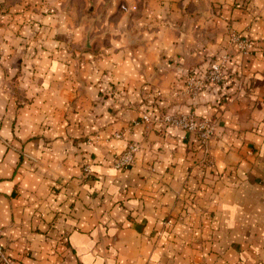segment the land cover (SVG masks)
Here are the masks:
<instances>
[{
	"label": "crops",
	"instance_id": "1",
	"mask_svg": "<svg viewBox=\"0 0 264 264\" xmlns=\"http://www.w3.org/2000/svg\"><path fill=\"white\" fill-rule=\"evenodd\" d=\"M92 1L104 37L94 62H76L66 41L80 42L73 15L89 0H0V246L14 264H264V0ZM233 29L252 40L250 54L192 107L178 92L182 74L206 67ZM18 33L31 42L22 67L34 72L16 76L29 85L25 105L4 89L5 67L9 76L20 68L11 62ZM234 73L244 82L237 94ZM177 108L219 122L210 153L223 177L205 190L192 133L127 129ZM129 140L142 148L118 168ZM189 192L198 206L184 218Z\"/></svg>",
	"mask_w": 264,
	"mask_h": 264
},
{
	"label": "rangeland",
	"instance_id": "2",
	"mask_svg": "<svg viewBox=\"0 0 264 264\" xmlns=\"http://www.w3.org/2000/svg\"><path fill=\"white\" fill-rule=\"evenodd\" d=\"M79 5V4H78ZM94 5L93 1L89 0L88 6L85 8L84 12L85 14L82 16H78L77 13L73 15L74 19H77L79 22V25H81L82 32H81V37H80V42H78V39H67L66 43L68 44L69 47H74L72 50V53L74 50H77L80 52V54H75L73 53L71 56L76 60V62H80L81 59L84 61H89V62H94L97 56L96 51H98V44L101 40H103L104 34L99 33V30L97 28V18L93 16L94 14ZM231 34L229 36L228 42L224 50L219 53L218 55L213 56L211 60H209V63L206 65V67L201 68H193L185 71L182 76L184 80V86L182 89H178L179 91H182L183 94H187L188 97L190 98L191 102L190 105L194 107L197 105L200 101V96L201 93L208 90V88H215L217 89H223L224 88V75L227 73V71L230 70V64L233 59L235 58H243L250 54L252 50V40L248 36H243L236 32V30H231ZM234 31V32H233ZM18 36L22 37L21 39L17 40V45L20 46V50L22 51L21 53L17 54L15 57H12L11 62H17L19 64V69L17 70L16 73L12 74V76H9V69L5 67V77L6 79V85H5V90L9 92L11 95L15 96L17 98V102L19 105H25L30 102V94L27 93L29 89V85H21L18 80L16 79V76L18 73H21L23 77L27 76L28 79L31 77H34V72L31 70L30 67L23 69L22 66L26 64V59L30 56L29 54V49L31 46V42L28 39V36L25 33H18ZM244 47L242 50L241 48ZM87 52H92V54H83ZM220 64L221 66V71H222V81L219 84H215L210 81L209 78H205L207 74L210 72V68L212 64ZM14 75V76H13ZM231 77L234 79V91L235 93H240L244 89V82L241 78V76H238L236 73L231 75ZM193 78V80H192ZM27 79V82L24 78H21L22 83L26 82L29 83V80ZM16 81V82H14ZM112 89V88H110ZM225 91V90H224ZM104 97V94L102 93L101 95ZM231 96L230 94L223 93L222 96L220 97L221 103H228L231 101ZM172 115V116H184L187 115L188 117H194L198 121H203L205 124H207V129L210 130L207 137L202 136L201 134L191 132L190 130H187V128H182V127H177L174 124H171V122H166L164 119L166 116ZM219 122L212 117L209 116H204V115H198L192 111L188 110H181L180 108L177 109H161L159 112L156 114H142L139 119L134 120L131 122V124L128 126V130H132L133 127L139 126V125H144L145 130L147 129V124H151L150 126L152 129L157 132L161 130H166L167 128H177L189 133H192L198 140L200 148L202 150V156L197 160V165H199V168L204 172L203 176L201 177L200 181H198V185L196 187L197 190H205L206 188L203 187L205 184L209 186H214L217 181H220L223 177V175L219 172L216 171L215 169V162L216 159L213 154L210 153V144L211 140L215 137V132L216 128L218 127ZM118 133V132H115ZM114 133V134H115ZM160 133V132H158ZM113 134V136H114ZM119 134V135H118ZM115 136L120 137V133H118ZM203 138H202V137ZM96 134H90V135H85L83 137H80L79 139L82 142H85L89 144L93 140H96ZM77 139V140H79ZM76 141V140H75ZM81 143V142H80ZM131 146H136V149L130 151ZM142 148L141 142L134 141V140H129L127 142V147L125 148L124 152L121 153L120 155L116 156L113 159V164L116 165L118 168H123V169H130L134 163H135V154L139 149ZM130 151V152H129ZM149 153L151 154V159L152 161H155V159L158 158V152L150 149ZM82 173L83 175H87L90 172V166L89 165H83ZM151 171H155L153 168L150 169ZM211 180L210 183H205L204 179ZM214 183V184H212ZM190 195L188 196V201L185 202V205L183 206V214L181 215L184 218H187L188 215L190 214V208L192 209L195 208V206H198L197 203V195L198 193L196 192L191 195L192 192H189ZM199 199V198H198ZM195 203V205L193 204ZM202 208V207H201ZM199 218H204L206 217V213L201 212L199 213ZM208 217H213V215L208 216ZM165 227H167L166 231L170 234L173 233L172 229H169L173 226V221L170 218H167L165 221ZM0 264H14L13 259L9 252L6 250V248H3L0 246Z\"/></svg>",
	"mask_w": 264,
	"mask_h": 264
},
{
	"label": "built area",
	"instance_id": "3",
	"mask_svg": "<svg viewBox=\"0 0 264 264\" xmlns=\"http://www.w3.org/2000/svg\"><path fill=\"white\" fill-rule=\"evenodd\" d=\"M242 50L244 47L241 48ZM209 74L205 76V78H209L211 82L215 84H219L222 81V71L220 64H212L210 68ZM193 80V78H192ZM167 123L171 122V124L176 125L177 127L187 128L191 132L201 134L202 136L207 137L210 130L207 129V124L203 121H198L194 117H188L187 115L184 116H172L168 115L164 119ZM201 136V137H202ZM203 138V137H202ZM136 149V146H131L130 151ZM129 151V152H130Z\"/></svg>",
	"mask_w": 264,
	"mask_h": 264
}]
</instances>
